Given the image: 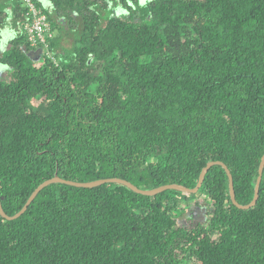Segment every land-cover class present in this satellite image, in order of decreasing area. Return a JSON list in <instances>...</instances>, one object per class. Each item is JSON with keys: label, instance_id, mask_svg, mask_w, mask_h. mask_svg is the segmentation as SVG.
Masks as SVG:
<instances>
[{"label": "trees", "instance_id": "trees-1", "mask_svg": "<svg viewBox=\"0 0 264 264\" xmlns=\"http://www.w3.org/2000/svg\"><path fill=\"white\" fill-rule=\"evenodd\" d=\"M31 1L53 35L46 48L28 41L23 0H0L7 217L54 177L192 190L211 162L228 169L237 204L252 201L264 155V0ZM202 196L205 212L179 225ZM0 264H264V168L246 210L218 165L192 195L51 184L17 219L0 216Z\"/></svg>", "mask_w": 264, "mask_h": 264}, {"label": "water", "instance_id": "water-1", "mask_svg": "<svg viewBox=\"0 0 264 264\" xmlns=\"http://www.w3.org/2000/svg\"><path fill=\"white\" fill-rule=\"evenodd\" d=\"M215 165L221 166L226 172V175H227V178H228V183H229V195H230V200H231L232 204L234 206H236L238 209H242V210H246V209L252 208L256 204V201L258 199V189H259V184H260V180H261L262 171H263V168H264V155L261 158V161H260V164H259V168H258V177H257V180H256L255 189H254V197H253L252 201L246 206H240L235 201V195H234L233 184H232V177H231L228 169L226 168V166L223 165L220 162H211V163H208L206 165V167L202 169V171H201V173L199 175V178H198L197 185L192 190L186 189V188L178 186V185H168V186L159 187V188L154 189V190L143 191V190H140V189L136 188L132 184H130V183L124 181V180H120V179H105V180L95 181V182H91V183L80 184V183H74V182H70V181H64V180H62V179H60L58 177H54V178L42 183L32 193V195L30 196V198L28 199L27 203L22 208V210L18 214H16L15 216L7 217L4 214V212H3L2 208H1V204H0V216L2 218L6 219V220L17 219L19 216H21L25 212V210L30 205V203L35 199L37 194L43 188H45V187H47V186H49L51 184H64V185H67V186H72V187H77V188L91 189V188H95V187H98V186H101V185H104V184H112L113 183V184H118V185L124 186L127 189L133 191L134 193L139 194V195H143V196H150L151 197V196H155V195H157L159 193H163L165 191H177V192H181V193H186V194H191L192 195V194H195L199 190V188H200V186H201V184L203 182V179H204L205 174L207 173V171L212 166H215Z\"/></svg>", "mask_w": 264, "mask_h": 264}, {"label": "built area", "instance_id": "built-area-1", "mask_svg": "<svg viewBox=\"0 0 264 264\" xmlns=\"http://www.w3.org/2000/svg\"><path fill=\"white\" fill-rule=\"evenodd\" d=\"M23 6L27 10L23 27L31 47L40 45L46 48L47 39L53 36L46 15L31 0H23ZM47 56L49 57V54Z\"/></svg>", "mask_w": 264, "mask_h": 264}, {"label": "rangeland", "instance_id": "rangeland-1", "mask_svg": "<svg viewBox=\"0 0 264 264\" xmlns=\"http://www.w3.org/2000/svg\"><path fill=\"white\" fill-rule=\"evenodd\" d=\"M119 14V13H118ZM118 14H117V16H118ZM2 40L1 41H3V40H5V38H7L8 36H10L11 34L10 33H8V32H2ZM9 38V37H8ZM6 45V44H5ZM4 45V46H5ZM7 48V45L5 46V49ZM3 49V48H2ZM43 53V50L42 49H38V50H36L34 53H32V55L34 56V57H36V56H39V55H41ZM0 80H4V81H8L9 80V77H8V72H7V70L5 69V70H0ZM42 100L43 99H36V100H32V101H30V104H29V109L30 110H35L36 108H38V106L40 105V104H42ZM202 199H204L203 198V196L201 197V198H199V199H197L196 201H191L190 203H188V206H186V207H184L186 210L184 211L185 212V215H183L179 220H178V223H179V225H182V223H185L184 221H185V219H186V214L190 211V212H194L195 213V211H196V213H200V212H205V210H203V203H202ZM184 205H182V207H183ZM201 214V216H200V219L202 220V221H204L205 220V214Z\"/></svg>", "mask_w": 264, "mask_h": 264}, {"label": "clouds", "instance_id": "clouds-1", "mask_svg": "<svg viewBox=\"0 0 264 264\" xmlns=\"http://www.w3.org/2000/svg\"><path fill=\"white\" fill-rule=\"evenodd\" d=\"M7 68V65H0V70H5Z\"/></svg>", "mask_w": 264, "mask_h": 264}, {"label": "snow or ice", "instance_id": "snow-or-ice-1", "mask_svg": "<svg viewBox=\"0 0 264 264\" xmlns=\"http://www.w3.org/2000/svg\"><path fill=\"white\" fill-rule=\"evenodd\" d=\"M141 2L143 3V0H141Z\"/></svg>", "mask_w": 264, "mask_h": 264}]
</instances>
